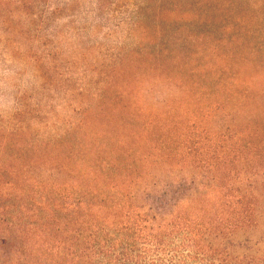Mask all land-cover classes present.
<instances>
[{
  "label": "trees",
  "instance_id": "obj_1",
  "mask_svg": "<svg viewBox=\"0 0 264 264\" xmlns=\"http://www.w3.org/2000/svg\"><path fill=\"white\" fill-rule=\"evenodd\" d=\"M208 1L184 0L182 5L180 0H142L135 22L154 19L149 38L174 30L167 27L171 21L190 31L206 25L234 34L218 39L189 31L178 38L179 45L174 42V49L164 39L158 51L120 57L96 106L84 109L80 123L58 138L34 140L22 131L0 132V149L33 154L36 167L49 175L45 185L41 180L38 184L48 190L50 218L61 206L62 192L67 193L65 209L72 214L77 209V257L83 264H147L143 253L175 250L182 234L200 238L199 243L187 238L186 244L228 246L236 231L253 223L255 203L247 195L237 197L234 188L218 189L224 190V203L217 205H210L200 191L218 187L199 188L195 221L188 211H178L179 151L186 148L181 159L187 161V144L197 134L237 138L225 149L239 153L227 161L229 166L242 160L240 149L264 161V0L251 1L257 7L253 16L241 12L244 8L236 11L232 0H213L206 9ZM233 18L238 19L235 25L228 22ZM249 19L257 22L256 28L248 26ZM256 37L262 38L255 43ZM192 40L198 43L195 52L176 57ZM250 110L260 113L255 117L260 123L253 124ZM210 144H204L207 151Z\"/></svg>",
  "mask_w": 264,
  "mask_h": 264
},
{
  "label": "rangeland",
  "instance_id": "obj_2",
  "mask_svg": "<svg viewBox=\"0 0 264 264\" xmlns=\"http://www.w3.org/2000/svg\"><path fill=\"white\" fill-rule=\"evenodd\" d=\"M104 1L102 6L98 0H0V132L22 131L34 140L62 136L80 123L84 109L96 106L109 71L120 57L144 49L158 51L164 39L169 42L167 48L174 49V42L179 45L178 38L190 31L189 26L171 21L167 27L174 30L166 29L163 35L149 38L155 32L154 19L148 16L144 24L135 22L142 0ZM183 1L182 5L187 4ZM211 1L206 9L213 5ZM251 1L232 0L236 11L248 8L241 12L253 16L257 7ZM237 21L233 18L228 22L235 25ZM255 25L257 22L249 19L248 26ZM191 31L197 35L211 33L218 39L235 32H216L206 25ZM189 43L181 45L182 52L177 51L176 57L195 52L197 40ZM250 113L253 124L261 122L255 118L260 113ZM197 135L187 144V161L181 159L186 148L179 151L175 172L181 192L179 213L185 215L188 211L195 221L198 189L218 187L200 191L211 199L210 205H217L224 203V190L218 189L227 187L234 188L237 197L247 195L255 203L253 223L236 231L228 246L186 244L187 238L197 243L200 238L182 234L175 250L149 249L143 253L146 263L163 258L167 260L163 264H264V166L258 168L264 161L253 151L240 149L242 160L229 166L227 161H233L239 153L225 149L232 147L237 138ZM261 151L264 153V148ZM247 156L251 160L246 161ZM34 160L31 153L0 149V264H83L77 257L81 249L77 209L73 214L65 209L68 198L62 192L66 195L59 200L61 206L50 218L46 209L48 190L43 186L50 177L43 167H36ZM39 180L43 181L42 187ZM185 188L189 190L185 192Z\"/></svg>",
  "mask_w": 264,
  "mask_h": 264
}]
</instances>
